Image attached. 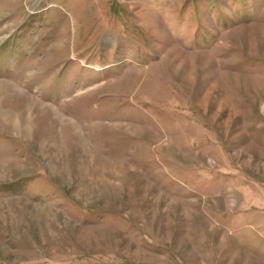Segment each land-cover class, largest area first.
<instances>
[{
    "label": "rangeland",
    "instance_id": "rangeland-1",
    "mask_svg": "<svg viewBox=\"0 0 264 264\" xmlns=\"http://www.w3.org/2000/svg\"><path fill=\"white\" fill-rule=\"evenodd\" d=\"M0 264H264V0H0Z\"/></svg>",
    "mask_w": 264,
    "mask_h": 264
}]
</instances>
